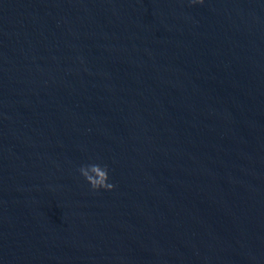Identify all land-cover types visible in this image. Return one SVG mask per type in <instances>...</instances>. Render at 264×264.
Instances as JSON below:
<instances>
[{"label":"water","instance_id":"water-1","mask_svg":"<svg viewBox=\"0 0 264 264\" xmlns=\"http://www.w3.org/2000/svg\"><path fill=\"white\" fill-rule=\"evenodd\" d=\"M0 264H264V0H0Z\"/></svg>","mask_w":264,"mask_h":264},{"label":"clouds","instance_id":"clouds-1","mask_svg":"<svg viewBox=\"0 0 264 264\" xmlns=\"http://www.w3.org/2000/svg\"><path fill=\"white\" fill-rule=\"evenodd\" d=\"M190 2L193 6L204 4V0H190ZM79 173L92 191H113L115 188V185L109 182V169L107 165L93 163L81 166Z\"/></svg>","mask_w":264,"mask_h":264}]
</instances>
